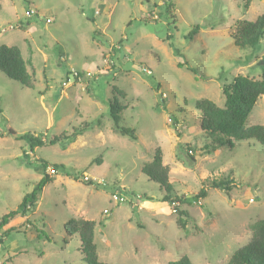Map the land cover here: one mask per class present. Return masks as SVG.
Returning a JSON list of instances; mask_svg holds the SVG:
<instances>
[{"label":"rangeland","instance_id":"rangeland-1","mask_svg":"<svg viewBox=\"0 0 264 264\" xmlns=\"http://www.w3.org/2000/svg\"><path fill=\"white\" fill-rule=\"evenodd\" d=\"M244 3L0 0V46L19 48L35 81L27 89L0 73V220L36 187L41 163L51 178L34 210L0 226V264H84L77 236L63 231L71 218L94 222L104 264H167L183 256L191 264H228L264 221V147L205 135L194 102L223 107L222 85L238 75L264 76V35L246 48L231 38L237 21L264 16V0L247 9ZM30 9L37 17L28 18ZM111 108L136 140L113 131ZM254 125L264 127V98L246 119V127ZM25 135L59 142L31 150L19 139ZM158 148L172 196L206 190L199 203L180 206L189 215L184 230L161 201L163 191L141 172ZM83 174L106 185H88ZM227 179L228 194L210 187ZM116 191L124 202L113 199Z\"/></svg>","mask_w":264,"mask_h":264},{"label":"trees","instance_id":"trees-1","mask_svg":"<svg viewBox=\"0 0 264 264\" xmlns=\"http://www.w3.org/2000/svg\"><path fill=\"white\" fill-rule=\"evenodd\" d=\"M253 1L255 0H245L244 7L247 9ZM164 7L166 12H169L171 4L166 2ZM263 35L264 16H260L253 22L245 20L237 21L231 38L236 47L246 48L253 47L259 43L263 39ZM178 65L181 66L180 63ZM190 70L192 73H195L193 69ZM0 73L24 88L34 89V73L28 72L26 62L23 59L20 49L17 47L0 46ZM221 91L224 97L223 107H217L214 103L206 99L194 102V109L200 113V130L210 137L217 135L224 137L226 139L225 144L228 146L231 141L254 140L264 147V127L261 125L245 126L246 119L255 104L259 98L264 97V76L256 80L248 76L238 75L233 78L231 83L222 85ZM115 113L111 108L109 116L112 119L113 131L131 140H136L133 130L118 125V117ZM86 128L87 125L75 131L77 133L76 135H81ZM7 134L14 135V132L8 129ZM73 136L75 134L68 138V140H72ZM19 139H27L31 150L38 146L45 144L54 145L59 142V138L52 137L48 140H41L31 135L21 136ZM212 141L214 142V140ZM219 146H222V144H219ZM215 149L216 147H212L211 151L214 152ZM190 158L193 161V158ZM41 164L44 169L42 178L33 191L22 198L20 205L15 211H11L1 217L0 226L8 224L9 220L17 215L25 216L27 212L34 210L36 207L37 193L51 182V178L45 172L49 166L45 163ZM53 168L55 169L57 167L54 165ZM141 172L150 182L157 184L163 191L164 195L161 201L168 205L172 214L176 215L177 226L184 230L189 215L180 206L192 202L199 203L200 199L206 197V190L202 188L193 197H187L185 195L180 197L176 195L172 196L173 186L169 181L170 171L168 166L163 164L162 152L159 148L154 151L151 162L142 165ZM81 180L88 185L94 184L91 180L85 181L82 178ZM231 184L232 181L229 179L217 182L212 181L210 187L228 194L230 192V186H232ZM94 227L95 224L93 221L77 218H71L63 224V231L67 236H77L84 264H104L99 261L96 254V247L93 241ZM167 264H191V262L188 257L183 256L179 260L168 262ZM228 264H264V221H259L255 225L251 239L232 253Z\"/></svg>","mask_w":264,"mask_h":264},{"label":"built area","instance_id":"built-area-1","mask_svg":"<svg viewBox=\"0 0 264 264\" xmlns=\"http://www.w3.org/2000/svg\"><path fill=\"white\" fill-rule=\"evenodd\" d=\"M99 13V10L96 9V11L94 12L95 15H97ZM28 18H31V17H34V16H37V13L33 10V9H30L28 14H27ZM152 20H157L159 19V17L154 13L152 16H151ZM46 23H51V21L49 19H46L45 21ZM142 72H144L145 74L147 75H150L151 72L145 68H142ZM70 73L74 76V78H76L77 80H80V78L78 77V73L76 72V70L74 69H71L70 70ZM66 86V83H63L62 84V87H65ZM90 177H88L86 174H83L82 176V179L85 180V181H89L91 180L94 185H103L105 186V181L100 179V180H95V179H89ZM113 199L117 200L118 202H124V198L122 196H120L119 192H115L113 194Z\"/></svg>","mask_w":264,"mask_h":264},{"label":"crops","instance_id":"crops-1","mask_svg":"<svg viewBox=\"0 0 264 264\" xmlns=\"http://www.w3.org/2000/svg\"><path fill=\"white\" fill-rule=\"evenodd\" d=\"M158 5H161V3H158ZM98 35H101V33L99 32H96ZM27 66V65H26ZM261 98H264V97H261ZM261 98H259V99H261ZM156 109H158L159 110V106H156ZM49 168H47V170H48Z\"/></svg>","mask_w":264,"mask_h":264}]
</instances>
